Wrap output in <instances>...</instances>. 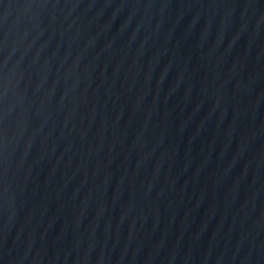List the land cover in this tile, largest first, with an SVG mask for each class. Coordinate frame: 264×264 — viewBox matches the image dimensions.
<instances>
[{"label": "water", "instance_id": "95a60500", "mask_svg": "<svg viewBox=\"0 0 264 264\" xmlns=\"http://www.w3.org/2000/svg\"><path fill=\"white\" fill-rule=\"evenodd\" d=\"M0 264H264V0H0Z\"/></svg>", "mask_w": 264, "mask_h": 264}]
</instances>
